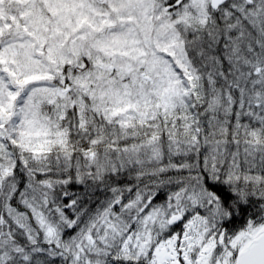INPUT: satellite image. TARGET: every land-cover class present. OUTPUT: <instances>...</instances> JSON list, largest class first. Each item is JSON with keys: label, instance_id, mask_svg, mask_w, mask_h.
<instances>
[{"label": "snow or ice", "instance_id": "obj_1", "mask_svg": "<svg viewBox=\"0 0 264 264\" xmlns=\"http://www.w3.org/2000/svg\"><path fill=\"white\" fill-rule=\"evenodd\" d=\"M0 264H264V0H0Z\"/></svg>", "mask_w": 264, "mask_h": 264}]
</instances>
